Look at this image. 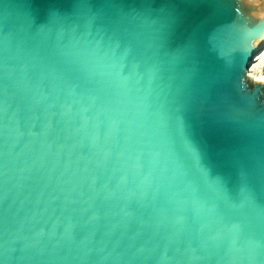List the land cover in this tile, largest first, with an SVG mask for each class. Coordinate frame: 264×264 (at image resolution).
Instances as JSON below:
<instances>
[{"label":"water","instance_id":"obj_1","mask_svg":"<svg viewBox=\"0 0 264 264\" xmlns=\"http://www.w3.org/2000/svg\"><path fill=\"white\" fill-rule=\"evenodd\" d=\"M167 2L151 0L145 7L122 0L108 7L90 0L82 8L74 0H0V59H7L10 83L6 102H0V150L10 176L7 199L0 201L3 264H259L264 80L250 69L264 48V0L179 9L185 25L199 26V59L207 71L225 68L218 47L225 29L236 26L250 36L228 77L248 102L247 114L217 132L242 158L224 166L215 150H205L201 164L211 176L201 181L199 193L173 163L180 137L165 149L152 109L145 110L157 94L163 98L170 76L188 68L180 41L165 44L155 67L129 55L125 87L93 75L83 55L125 31L167 36ZM115 55L122 57L123 49ZM187 133L201 143L191 122ZM157 151L158 162L152 158ZM214 177L223 178L222 192ZM204 194L206 204L197 200ZM233 225L241 229L236 247ZM249 245L256 259H249Z\"/></svg>","mask_w":264,"mask_h":264},{"label":"snow or ice","instance_id":"obj_2","mask_svg":"<svg viewBox=\"0 0 264 264\" xmlns=\"http://www.w3.org/2000/svg\"><path fill=\"white\" fill-rule=\"evenodd\" d=\"M122 0H104L108 7H115ZM145 7H151V0H139ZM76 7H89L90 0H74ZM224 0H168L164 7V19L171 26V32L165 36L157 34L151 38H145L137 32L125 31L120 38L108 45L97 42L95 45L83 49V55L93 69V75L101 79L114 80L121 87H125L128 77L125 71L128 67V56L135 54L141 57L145 63H151L153 67L159 62L161 49L171 47L175 41H180L182 59L188 68L178 76L168 78L166 91L162 90L163 98L157 94L153 104L146 107L152 109L149 116L155 121V135L160 144L168 149L173 143L174 137H180V151L175 154L173 163L179 176L193 186L194 192H201V181L211 176L209 169L201 164L205 150H215L217 162L224 166L240 163L241 155L230 151L229 144L217 136L220 125L225 122L240 121L248 111V102L242 92L231 88L228 79L232 70L237 66V55L243 59L249 48L250 36L244 34L236 26L224 30L225 39L218 42L224 56L225 68L215 71H207L200 63L199 26L195 23L185 25L179 9L181 8H209L222 9ZM123 49V56L117 57V49ZM264 56V51L259 53ZM138 66V65H137ZM245 64H239L240 71ZM0 102H6L10 83L7 77V59H0ZM264 79V78H262ZM264 112V109H261ZM191 122L192 131L199 136L201 143L198 144L187 133L188 124ZM264 126V119H262ZM162 155V152L153 153V159ZM190 161H195L193 169ZM158 162V159H156ZM261 179L264 180V156L260 164ZM247 176L248 173L244 172ZM217 192L224 190L222 177L212 178ZM9 166L6 153L0 150V201L6 200L9 192ZM197 200L206 204L207 195L197 197ZM217 207L220 200L217 198ZM260 227L264 230V208L260 213ZM231 244L236 247L241 239L239 225H233L229 229ZM3 241H0V248ZM249 259H256L255 249L249 245L246 249ZM3 264V260H0ZM259 264H264V250L259 253Z\"/></svg>","mask_w":264,"mask_h":264},{"label":"bare ground","instance_id":"obj_3","mask_svg":"<svg viewBox=\"0 0 264 264\" xmlns=\"http://www.w3.org/2000/svg\"><path fill=\"white\" fill-rule=\"evenodd\" d=\"M261 51H264V48ZM263 60H264V56L258 54L251 65L250 74L257 79L264 78V72L260 70L261 64H263Z\"/></svg>","mask_w":264,"mask_h":264},{"label":"rangeland","instance_id":"obj_4","mask_svg":"<svg viewBox=\"0 0 264 264\" xmlns=\"http://www.w3.org/2000/svg\"><path fill=\"white\" fill-rule=\"evenodd\" d=\"M260 68H261L260 70H261L262 72H264V71H263V70H264V60H263V64H261V67H260Z\"/></svg>","mask_w":264,"mask_h":264}]
</instances>
